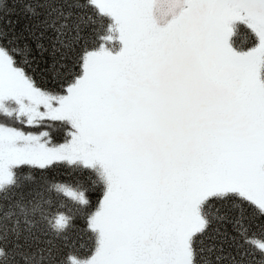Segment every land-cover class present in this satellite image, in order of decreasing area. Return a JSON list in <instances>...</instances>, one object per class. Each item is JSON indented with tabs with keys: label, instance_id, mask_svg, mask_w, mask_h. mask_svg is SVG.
Segmentation results:
<instances>
[{
	"label": "snow or ice",
	"instance_id": "obj_1",
	"mask_svg": "<svg viewBox=\"0 0 264 264\" xmlns=\"http://www.w3.org/2000/svg\"><path fill=\"white\" fill-rule=\"evenodd\" d=\"M0 264H264V0H0Z\"/></svg>",
	"mask_w": 264,
	"mask_h": 264
},
{
	"label": "trees",
	"instance_id": "obj_2",
	"mask_svg": "<svg viewBox=\"0 0 264 264\" xmlns=\"http://www.w3.org/2000/svg\"><path fill=\"white\" fill-rule=\"evenodd\" d=\"M13 19H16V17H13ZM237 43L238 44H242V43H245V37H244V33H241L240 36H238L237 38ZM86 253L84 252V250H80V255L83 256L85 255Z\"/></svg>",
	"mask_w": 264,
	"mask_h": 264
}]
</instances>
